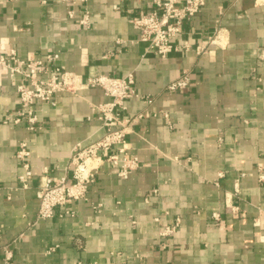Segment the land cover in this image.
<instances>
[{
	"label": "crops",
	"instance_id": "0c3cea01",
	"mask_svg": "<svg viewBox=\"0 0 264 264\" xmlns=\"http://www.w3.org/2000/svg\"><path fill=\"white\" fill-rule=\"evenodd\" d=\"M150 7L151 0H0V52L32 59L55 51L62 69L82 76L132 73L139 95L153 96L150 104L127 99L122 114L151 112L126 135L142 165L122 179L103 163L86 199L36 220L38 176L47 167L61 177L75 145L101 137L90 106L109 98L100 88L59 92L54 106L35 104L41 128L29 132L25 123L2 122L18 98L0 72V240L11 243L16 263L264 264V0H205L166 57L150 51L130 21ZM84 8L87 26L79 24ZM182 69L189 86L165 92ZM21 141L34 174L27 189L17 188ZM175 216L176 233L159 237Z\"/></svg>",
	"mask_w": 264,
	"mask_h": 264
},
{
	"label": "built area",
	"instance_id": "2783aa9c",
	"mask_svg": "<svg viewBox=\"0 0 264 264\" xmlns=\"http://www.w3.org/2000/svg\"><path fill=\"white\" fill-rule=\"evenodd\" d=\"M204 4L205 0H151L150 9L134 15L130 21L132 27L138 31L139 39L147 44L148 49L160 57H166L176 48L172 39L181 32L185 21L199 12ZM79 24L84 26L89 24V11L86 8L83 9ZM216 37L215 35L206 43H216ZM204 48L205 46L201 45L198 51L202 52ZM58 56L57 52L48 51L41 58L23 59L14 49L0 52V72L9 76L18 98L15 110L4 113L3 123L16 125L25 123L27 131H37L41 124L34 109L35 104L40 102L54 106L57 93L62 91L76 94L82 89L100 88L109 98L106 102L93 103L90 106L101 123L103 129L101 137L83 147L75 145L65 167L66 173L61 177H52L47 167H44L42 174L38 176L36 220L52 218L56 206H65L86 199L89 186L96 181L98 169L103 163H109L122 179L128 178L142 165L138 156L128 152L126 135L132 131L133 123L150 116L151 112L141 111L132 118L122 114L126 110L125 101L131 97H140L147 104L153 101V96L139 95L134 87L135 78L132 73L122 77L104 74L82 76L62 69L57 64ZM190 81L189 70L182 69L177 78L166 85L164 91L181 92L189 86ZM15 158L20 167L17 188L27 189L34 175L30 164L31 151L27 142L19 143ZM258 167L260 169L261 165ZM222 175L223 173L219 174L220 177ZM259 178L264 179V175L261 174ZM99 206L100 204H97L93 207L95 211H98ZM227 206L232 214L239 212V207L235 203ZM65 213L73 215V211L69 209L65 210ZM155 220L158 221L159 218L156 217ZM180 225L181 217L175 216L170 223L161 225L159 237L172 236ZM1 234L2 225L0 236ZM53 249L54 247H51L49 251ZM0 252V264H18L14 261L11 243L0 240Z\"/></svg>",
	"mask_w": 264,
	"mask_h": 264
}]
</instances>
